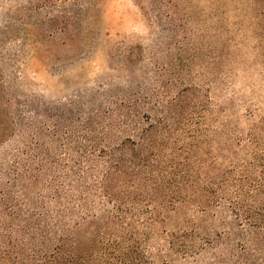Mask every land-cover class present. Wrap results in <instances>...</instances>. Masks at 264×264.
I'll use <instances>...</instances> for the list:
<instances>
[{"label":"rangeland","instance_id":"rangeland-1","mask_svg":"<svg viewBox=\"0 0 264 264\" xmlns=\"http://www.w3.org/2000/svg\"><path fill=\"white\" fill-rule=\"evenodd\" d=\"M0 33L3 52L20 55L2 76L0 226L3 206L24 212L37 196L49 206V185L78 150L96 159L104 144L126 139L130 149L152 120L167 117L170 133L203 140V180L251 150L236 140L263 129L264 0H0ZM130 94L149 106L136 131L82 138L87 120ZM18 113L31 124L12 126Z\"/></svg>","mask_w":264,"mask_h":264},{"label":"trees","instance_id":"trees-1","mask_svg":"<svg viewBox=\"0 0 264 264\" xmlns=\"http://www.w3.org/2000/svg\"><path fill=\"white\" fill-rule=\"evenodd\" d=\"M110 37L106 30L101 40ZM5 43L0 33V110L9 93L2 92V76L20 63L19 50L6 54ZM135 95L116 99L102 120H87L82 138L136 131L149 106ZM19 113L10 124L29 126L31 118ZM170 132L164 117L137 131L130 149L126 139L104 144L96 159L94 151L78 150L62 180L49 185V206L42 196L24 212L3 206L0 264H264V125L236 140L234 146L245 141L251 150L231 155L219 177L212 167L208 180L200 177L203 140ZM212 223L219 229L206 226Z\"/></svg>","mask_w":264,"mask_h":264}]
</instances>
